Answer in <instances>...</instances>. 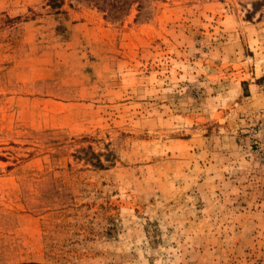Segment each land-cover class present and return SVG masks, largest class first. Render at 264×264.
<instances>
[{
  "label": "rangeland",
  "instance_id": "rangeland-1",
  "mask_svg": "<svg viewBox=\"0 0 264 264\" xmlns=\"http://www.w3.org/2000/svg\"><path fill=\"white\" fill-rule=\"evenodd\" d=\"M116 12L0 0V264H264V0Z\"/></svg>",
  "mask_w": 264,
  "mask_h": 264
},
{
  "label": "trees",
  "instance_id": "trees-1",
  "mask_svg": "<svg viewBox=\"0 0 264 264\" xmlns=\"http://www.w3.org/2000/svg\"><path fill=\"white\" fill-rule=\"evenodd\" d=\"M107 1L108 0H101L100 2L99 0H95V6L101 9L102 12L107 13L114 18H118L120 16L119 14H116V11H118V9L122 10L127 6L128 8H130L135 2H138V0H132L130 2L129 0H113L112 3H109L106 6ZM120 4H122V6L119 7Z\"/></svg>",
  "mask_w": 264,
  "mask_h": 264
},
{
  "label": "crops",
  "instance_id": "crops-1",
  "mask_svg": "<svg viewBox=\"0 0 264 264\" xmlns=\"http://www.w3.org/2000/svg\"><path fill=\"white\" fill-rule=\"evenodd\" d=\"M242 91H243V89H242ZM248 93H249V97L247 99H249L250 103H251V106H249V107L251 109L255 110L256 106H257L255 99H262V95L260 94L259 85L256 82L255 83L250 82V84L248 85Z\"/></svg>",
  "mask_w": 264,
  "mask_h": 264
},
{
  "label": "built area",
  "instance_id": "built-area-1",
  "mask_svg": "<svg viewBox=\"0 0 264 264\" xmlns=\"http://www.w3.org/2000/svg\"><path fill=\"white\" fill-rule=\"evenodd\" d=\"M262 127L263 128H262L261 132L264 133V124L262 125ZM256 144H258V142H256Z\"/></svg>",
  "mask_w": 264,
  "mask_h": 264
}]
</instances>
